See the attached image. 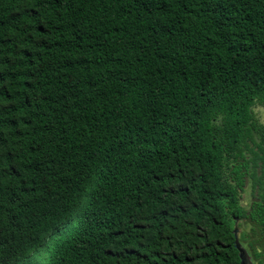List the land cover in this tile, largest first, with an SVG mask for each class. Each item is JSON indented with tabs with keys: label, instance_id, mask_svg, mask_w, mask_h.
<instances>
[{
	"label": "trees",
	"instance_id": "obj_1",
	"mask_svg": "<svg viewBox=\"0 0 264 264\" xmlns=\"http://www.w3.org/2000/svg\"><path fill=\"white\" fill-rule=\"evenodd\" d=\"M257 104L264 0H0V264H264Z\"/></svg>",
	"mask_w": 264,
	"mask_h": 264
},
{
	"label": "rangeland",
	"instance_id": "obj_2",
	"mask_svg": "<svg viewBox=\"0 0 264 264\" xmlns=\"http://www.w3.org/2000/svg\"><path fill=\"white\" fill-rule=\"evenodd\" d=\"M253 109H254V114H255L257 120L260 122H264V107L257 104L254 106ZM249 192H250V187L248 185H246L245 190L241 194V204L243 206H246V207L248 206V202L251 199ZM237 228H238V230H237V236H238L239 232L241 231V227H239L237 225ZM248 254L250 255V258H251L253 264H258V262L255 261L254 258L252 257V255L249 253V251H248Z\"/></svg>",
	"mask_w": 264,
	"mask_h": 264
},
{
	"label": "water",
	"instance_id": "obj_3",
	"mask_svg": "<svg viewBox=\"0 0 264 264\" xmlns=\"http://www.w3.org/2000/svg\"><path fill=\"white\" fill-rule=\"evenodd\" d=\"M237 230L238 228L235 226L233 229L235 240H234V245L238 250V255L240 258V264H253L251 261L250 255L246 251V249L240 244L237 238Z\"/></svg>",
	"mask_w": 264,
	"mask_h": 264
},
{
	"label": "snow or ice",
	"instance_id": "obj_4",
	"mask_svg": "<svg viewBox=\"0 0 264 264\" xmlns=\"http://www.w3.org/2000/svg\"><path fill=\"white\" fill-rule=\"evenodd\" d=\"M59 227H62V225H60V226L57 227V231L59 230Z\"/></svg>",
	"mask_w": 264,
	"mask_h": 264
}]
</instances>
